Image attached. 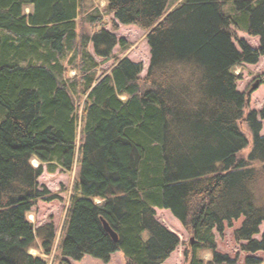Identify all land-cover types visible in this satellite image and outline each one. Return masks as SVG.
Segmentation results:
<instances>
[{
    "label": "trees",
    "instance_id": "obj_1",
    "mask_svg": "<svg viewBox=\"0 0 264 264\" xmlns=\"http://www.w3.org/2000/svg\"><path fill=\"white\" fill-rule=\"evenodd\" d=\"M87 1L0 0V264H48L30 250L41 237L51 255L54 226L36 229L28 215L56 198L39 184L45 168L75 166L57 247L66 258L109 263L122 252L127 264H164L181 241L156 209L191 233L189 264H238L218 251L215 232L242 218V251L264 252V106L245 114L236 73L264 57V0H105L91 12ZM82 13L92 25L113 15L147 31V75L128 57L100 75L97 58L129 43L104 27L82 34ZM240 123L252 134L247 156Z\"/></svg>",
    "mask_w": 264,
    "mask_h": 264
},
{
    "label": "rangeland",
    "instance_id": "obj_2",
    "mask_svg": "<svg viewBox=\"0 0 264 264\" xmlns=\"http://www.w3.org/2000/svg\"><path fill=\"white\" fill-rule=\"evenodd\" d=\"M182 1L183 0H171L170 5L171 7H176ZM86 3L90 12L93 11V8L104 11L107 5V1L105 0H88ZM30 11L31 8H28L27 12ZM86 16L87 13H82L78 20V31L82 34L91 37L94 32L104 27L107 30L113 31L119 39H125L129 43L128 50H122L119 46L116 47L114 50V56L116 57L110 61L105 62L103 59L97 58L101 63L99 71L100 75L104 72L110 73L118 59L128 57L132 61L144 65L142 77H145L151 60L150 47L147 41V31L138 26L121 25L115 20L113 15H104L103 21L95 25L86 21ZM237 33L239 38L246 39L253 47L259 46V40L257 38H251L242 32ZM90 51L94 53L92 45H90ZM236 73L242 76V79L238 82L239 91L246 93L249 98L245 114L247 115L254 110L260 111L264 106V57L260 59V62L257 65H245L237 68ZM69 74V76L73 78L77 73L76 71L71 70ZM240 126L250 140L249 148L243 152L244 155L247 156L251 151L252 134L246 124L240 123ZM262 135H264V128ZM32 164L35 167L40 166V162L36 159L32 160ZM76 180V166L73 171L63 172L59 170L54 174L49 173L45 168L43 175L39 179V184L42 189H47L52 195L56 196V198L52 201L38 202L29 213L28 218L35 224L36 229H43L47 226L53 225L57 234V240L52 254L47 255L42 248V239L41 237H38L36 246L30 250V253L44 259L48 264H127L126 258L122 252H116L112 256L111 261L105 263L102 260L94 259L89 256H86L81 261H75L64 257L62 253L57 250ZM257 194L259 204L264 207V177L260 180ZM156 218L168 229L175 232L181 241L179 247L164 264H189V258L186 257L185 252L187 250L189 251L191 247V233L186 230L181 222L176 219L169 210L156 209ZM243 221V218L235 221L231 227L226 224L223 235L215 232L218 251L237 260L238 264H245L248 257L258 258L262 260V264H264V252H258L256 254L245 253L235 239V231L241 227ZM263 231L264 226L261 228L262 233ZM262 233L256 236V238L261 239ZM42 234H45V231H42ZM205 258L210 260L211 255L207 253L205 254Z\"/></svg>",
    "mask_w": 264,
    "mask_h": 264
},
{
    "label": "water",
    "instance_id": "obj_3",
    "mask_svg": "<svg viewBox=\"0 0 264 264\" xmlns=\"http://www.w3.org/2000/svg\"><path fill=\"white\" fill-rule=\"evenodd\" d=\"M104 224H105V227H106L107 231L111 234V236L113 237V239L115 241H118V239H119L118 238V235L114 231H112V229L109 227V225L106 222Z\"/></svg>",
    "mask_w": 264,
    "mask_h": 264
}]
</instances>
